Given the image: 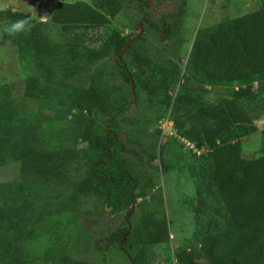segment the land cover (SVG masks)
Returning <instances> with one entry per match:
<instances>
[{
	"label": "trees",
	"instance_id": "obj_1",
	"mask_svg": "<svg viewBox=\"0 0 264 264\" xmlns=\"http://www.w3.org/2000/svg\"><path fill=\"white\" fill-rule=\"evenodd\" d=\"M171 1L175 13L156 22L143 11L148 0L58 1L47 21H33L11 8L0 10V20L21 24L35 58L45 63V79L55 80L57 88L89 80L73 95L74 112L84 122L72 139L84 146L70 161V200L77 211L94 217L129 213L115 229L96 232V244L118 245L129 264H152L157 261L152 248L167 237L166 220L138 218L132 208L147 162L132 154L120 132L131 104L143 93L149 108L164 106L176 137L196 149L188 148L194 196L183 204L193 214L192 239L200 247L178 250L172 264H264V129L258 156L244 157L241 145L245 129L254 126L249 102L264 93V0L253 11L224 16L197 33L183 71L181 57L166 56L144 33L122 52L133 36L124 32L125 7L133 4V11L142 13L143 27L162 45L177 35L184 16L185 0ZM52 29L61 42L50 39ZM110 59L122 84L104 81L112 71L106 62L98 63ZM57 88L41 86L37 96ZM53 151L29 149L34 161L26 169L43 182L62 178L68 169L69 162L63 165ZM88 203L92 210H81ZM5 248L0 264L16 252L10 249V255ZM58 254L44 264H107Z\"/></svg>",
	"mask_w": 264,
	"mask_h": 264
},
{
	"label": "rangeland",
	"instance_id": "obj_2",
	"mask_svg": "<svg viewBox=\"0 0 264 264\" xmlns=\"http://www.w3.org/2000/svg\"><path fill=\"white\" fill-rule=\"evenodd\" d=\"M58 1L71 0H0V10H20L33 21H47ZM85 1L95 4L94 0ZM261 1L185 0L184 16L177 35L162 45L150 30L143 27L146 20L142 13L133 11L134 6L130 4L124 9L128 17L124 32L133 34L130 40L134 35L139 37L144 33L148 41L166 56L175 60L181 57L183 71L197 33L214 26L224 16L235 17L253 11ZM148 2L143 11L149 12L153 22L176 11L171 0ZM134 23L137 26H133ZM49 37L55 42L62 40L54 29L49 31ZM29 47L25 30L19 22L0 20V250L3 252L6 247L10 255H13L10 249L16 251L13 257H6L5 264L50 263L51 256H58V253L95 263L129 264L118 245L105 247L103 242L100 247L95 243L99 236L96 232L115 229L129 213L106 212L100 218L94 217L77 211L70 200L74 179V163L70 161L75 159L77 149L84 146L81 142L75 144L72 139L84 122L82 114L74 112L73 95L78 85H87L89 80L83 77L69 87L57 88L55 80L45 79V63L38 61ZM104 62L108 64L106 70L112 71L104 74V81L122 84L120 77L114 76L118 72L114 60H103L98 64ZM30 81L34 85L28 87ZM41 86L57 90L37 96ZM249 108L254 126L246 128L241 138L244 157L260 154L264 93L249 102ZM166 115L164 106L149 108L145 95L140 93L124 116L120 132L126 146L133 148L132 154L147 162L143 168V187L139 189L141 194L132 206L136 216L168 223L167 237L150 252L151 258L157 259L155 264H172L178 250L200 247L192 239L193 214L183 204V199L194 196L188 148L196 149L192 142L176 137L174 123ZM179 123L189 125L188 121ZM156 128H159V134L155 133ZM31 147L54 150L63 165L69 162L64 176L43 182L27 170V164L34 161L29 156ZM92 208L91 203L81 206L83 211Z\"/></svg>",
	"mask_w": 264,
	"mask_h": 264
},
{
	"label": "water",
	"instance_id": "obj_3",
	"mask_svg": "<svg viewBox=\"0 0 264 264\" xmlns=\"http://www.w3.org/2000/svg\"><path fill=\"white\" fill-rule=\"evenodd\" d=\"M137 36H138V34H137L136 36H134L133 39L129 40V41L126 43V45L124 46L122 52H123L125 49L128 48V46H129V45H130V44H131V43L137 38ZM159 132H160L159 128H156L155 133H156V134H159Z\"/></svg>",
	"mask_w": 264,
	"mask_h": 264
},
{
	"label": "built area",
	"instance_id": "obj_4",
	"mask_svg": "<svg viewBox=\"0 0 264 264\" xmlns=\"http://www.w3.org/2000/svg\"><path fill=\"white\" fill-rule=\"evenodd\" d=\"M190 147H192L191 145H190ZM193 148V147H192ZM152 264H155V262L154 263H152Z\"/></svg>",
	"mask_w": 264,
	"mask_h": 264
}]
</instances>
